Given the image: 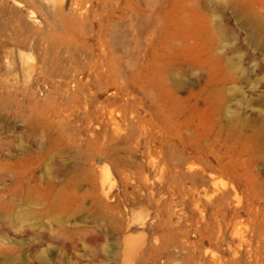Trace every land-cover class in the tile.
I'll list each match as a JSON object with an SVG mask.
<instances>
[{
    "label": "rangeland",
    "instance_id": "374dc122",
    "mask_svg": "<svg viewBox=\"0 0 264 264\" xmlns=\"http://www.w3.org/2000/svg\"><path fill=\"white\" fill-rule=\"evenodd\" d=\"M0 264H264V0H0Z\"/></svg>",
    "mask_w": 264,
    "mask_h": 264
},
{
    "label": "bare ground",
    "instance_id": "6f19581e",
    "mask_svg": "<svg viewBox=\"0 0 264 264\" xmlns=\"http://www.w3.org/2000/svg\"><path fill=\"white\" fill-rule=\"evenodd\" d=\"M133 249V248H132Z\"/></svg>",
    "mask_w": 264,
    "mask_h": 264
}]
</instances>
